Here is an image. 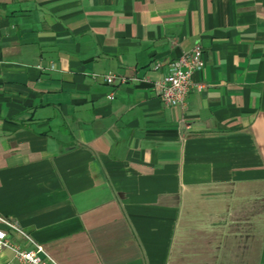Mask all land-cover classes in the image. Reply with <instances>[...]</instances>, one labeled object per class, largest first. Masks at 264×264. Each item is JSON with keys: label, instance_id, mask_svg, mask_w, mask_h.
I'll list each match as a JSON object with an SVG mask.
<instances>
[{"label": "crops", "instance_id": "crops-1", "mask_svg": "<svg viewBox=\"0 0 264 264\" xmlns=\"http://www.w3.org/2000/svg\"><path fill=\"white\" fill-rule=\"evenodd\" d=\"M0 216L58 264H264V0H0Z\"/></svg>", "mask_w": 264, "mask_h": 264}, {"label": "built area", "instance_id": "built-area-1", "mask_svg": "<svg viewBox=\"0 0 264 264\" xmlns=\"http://www.w3.org/2000/svg\"><path fill=\"white\" fill-rule=\"evenodd\" d=\"M202 47L195 45L189 52L183 53L168 64V72L161 80L153 83V90L157 97L168 107L183 109L186 97L193 89L201 91L204 84L195 82L193 75L201 72L204 67L202 59ZM155 63L153 67L159 68ZM125 83V77H117L114 73L108 72L103 80L109 86H115L116 79ZM0 222L6 229H0V252L9 250L13 259L22 264H58L47 256L42 247L35 243L28 233L14 220L0 216ZM20 237L27 246H21L12 240V236ZM7 264H11L10 262Z\"/></svg>", "mask_w": 264, "mask_h": 264}]
</instances>
